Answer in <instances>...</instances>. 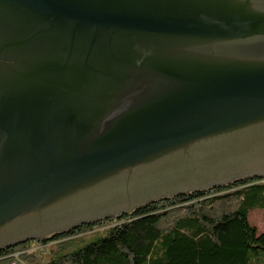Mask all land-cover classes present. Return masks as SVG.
<instances>
[{
    "label": "water",
    "instance_id": "1",
    "mask_svg": "<svg viewBox=\"0 0 264 264\" xmlns=\"http://www.w3.org/2000/svg\"><path fill=\"white\" fill-rule=\"evenodd\" d=\"M264 179V0H0V252Z\"/></svg>",
    "mask_w": 264,
    "mask_h": 264
},
{
    "label": "trees",
    "instance_id": "2",
    "mask_svg": "<svg viewBox=\"0 0 264 264\" xmlns=\"http://www.w3.org/2000/svg\"><path fill=\"white\" fill-rule=\"evenodd\" d=\"M235 203V210L210 216ZM252 210H264V179L159 199L127 215L28 241L1 251L0 264H264V233L249 223Z\"/></svg>",
    "mask_w": 264,
    "mask_h": 264
},
{
    "label": "rangeland",
    "instance_id": "3",
    "mask_svg": "<svg viewBox=\"0 0 264 264\" xmlns=\"http://www.w3.org/2000/svg\"><path fill=\"white\" fill-rule=\"evenodd\" d=\"M238 207V203L230 204V205H224L216 207L210 214L213 218H219L223 214L229 213L233 210H235ZM248 221L251 224V226H254L258 229V233H264V210H252L249 213ZM90 235V234H89ZM89 236H86L84 239V242H87L89 240ZM34 248H38L39 246H33Z\"/></svg>",
    "mask_w": 264,
    "mask_h": 264
}]
</instances>
